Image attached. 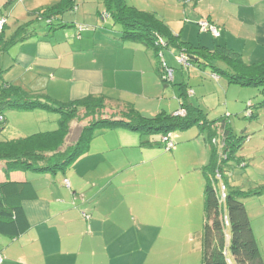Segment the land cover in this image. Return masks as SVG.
Listing matches in <instances>:
<instances>
[{
  "label": "crops",
  "instance_id": "1",
  "mask_svg": "<svg viewBox=\"0 0 264 264\" xmlns=\"http://www.w3.org/2000/svg\"><path fill=\"white\" fill-rule=\"evenodd\" d=\"M60 2L61 0H0V19L6 20L4 30L0 31V78L5 83L46 95L55 103H72L89 96L105 97L111 105L133 106L142 115L150 117L147 116L148 108L152 111L149 103H139L137 96L127 93L136 80L127 78L126 75L130 71L137 72L138 82L142 79L144 83V95L161 90L156 77V60L153 59L151 51L143 44L121 39V26L109 15L105 17L104 0L102 8L97 12L98 18L91 15L83 20L96 24L97 31H81L83 24L74 23L76 20L55 30L47 31L41 25L34 28L35 23L46 21L41 18L40 13ZM132 6L142 12L154 13L165 23L172 35L179 37L180 42L201 45L209 51H214L216 46L227 48L239 54L249 65L264 61V0H136ZM204 20L218 27L220 37L215 38L201 30L198 24ZM61 28L65 31L58 35L55 31ZM67 28L71 29L66 30ZM27 33L32 35L21 40ZM109 44L119 46L117 52L107 56L97 53L98 47ZM162 57L172 80L176 77L171 66L174 64L170 58L166 60L164 55ZM197 62L194 65L203 67ZM191 70L192 68L188 70L190 76ZM242 73L246 71L243 70ZM212 76L211 80L218 83L215 84L218 89L227 92L233 86L215 74ZM188 88L189 93L192 91L190 97L196 95L191 82ZM244 96L239 94L236 102L227 99L226 107L220 111H228L230 116L231 112H240V104L246 99ZM163 97L155 110L158 114L167 106L166 109H175L172 102L164 101L165 93ZM259 97L260 102L264 100V96ZM181 103L182 101L180 108ZM178 110L176 108L172 114ZM253 113L257 121L250 129L254 133H262L258 140L253 141L252 138L247 143L252 147L244 155L247 168H254L245 171L251 192L257 191L256 188L264 189V172H256V162L255 166L251 164L253 157L259 158L264 152L260 151L264 149V111ZM6 119L8 124L10 115L6 114ZM231 123L233 125L234 120ZM250 129L245 130L246 136ZM200 137L202 168L209 163L210 152L201 132L197 141ZM159 141L160 137L144 141L140 134L124 129L99 131L92 140L89 152L61 176L59 173L43 174L31 170L7 172L4 164L0 162V183L30 181L37 191V199L23 202L29 230L15 239L0 233V256L3 258L0 264H152L156 245L162 242V238L166 240L164 232L168 229V233H172L170 228L175 227L170 218L175 222L180 218L175 214L176 208L172 205L174 192H170L168 199L164 197V209H161L163 213L158 212L157 215L156 211L154 220L144 224V234L139 233L140 236L135 237L137 242L134 250L130 242L125 240L129 232L124 231L122 222L118 220V212L103 209L98 203L102 192L123 171L122 165H118L126 160L121 161L118 154L123 151L130 158L140 155L139 158L142 159L138 164H143L150 161L155 152L153 147ZM103 165H107V169L101 172ZM71 170L76 172L73 174ZM65 180L69 181V186ZM93 187H98V191L92 192L95 190ZM255 196L259 197L257 212L264 213V191ZM185 201L187 197L180 204L177 203L176 207L188 205ZM249 202L253 200L245 204L261 252L264 253V221H260L257 226V222L253 220V212L249 209ZM155 210L156 208L153 211ZM166 252L168 257L169 250ZM140 253L143 255L142 262L139 260Z\"/></svg>",
  "mask_w": 264,
  "mask_h": 264
},
{
  "label": "trees",
  "instance_id": "2",
  "mask_svg": "<svg viewBox=\"0 0 264 264\" xmlns=\"http://www.w3.org/2000/svg\"><path fill=\"white\" fill-rule=\"evenodd\" d=\"M104 6L105 17L109 15L121 26L123 41L143 44L151 51L156 60V73L164 86H167L171 77L168 76L170 71L162 59V50L175 45L181 50V55L187 56L188 67L198 61L199 66L212 67V74L226 77L231 84L262 88L264 91V61L249 65L239 54L227 48L216 46L214 51H209L201 45L180 42L179 37L172 35L154 13L142 12L130 5L128 0H104ZM76 8V0H61L60 4L43 11L40 16L52 26L60 15ZM30 35L32 34L23 35L21 40ZM192 50L194 52L186 54ZM214 60L225 62L228 68H221ZM243 70L246 73H242ZM191 94L192 91L189 93L188 86L184 85V101L180 110L173 114L160 112L152 118L142 115L133 106H125L116 109L109 117L98 118L97 115L105 109V97L89 96L72 103L59 104L46 95L5 83L0 78V116L3 118L0 130L7 124L5 112L8 109L21 112L44 110L61 115L59 127L55 131L0 142V162L7 172L31 170L56 174L66 171L89 152L94 134L98 131L124 129L148 138L160 137L159 142L162 144L163 138L168 137L173 148L167 149L164 143L166 150L175 151L177 143L174 133L198 126L210 152L209 163L201 169L205 179L202 264H264V257L243 201L263 191L246 192L239 186L231 185L227 177L230 169L237 165L246 166L243 158H238L236 152L248 136L235 137L231 123L226 118L210 121L202 109L189 101ZM181 111L186 114L178 115ZM249 113L248 117L254 118L253 111ZM81 114H84L83 119H93L81 130L77 140L69 143V137L74 131L71 123L80 118ZM218 133L221 134V146L217 140ZM222 186L226 188L225 200L222 199ZM34 199H37V191L30 181L0 183L1 234L15 239L29 230L23 202Z\"/></svg>",
  "mask_w": 264,
  "mask_h": 264
},
{
  "label": "rangeland",
  "instance_id": "3",
  "mask_svg": "<svg viewBox=\"0 0 264 264\" xmlns=\"http://www.w3.org/2000/svg\"><path fill=\"white\" fill-rule=\"evenodd\" d=\"M102 1L103 0H76V5L79 10L65 12L60 15L59 19L55 20V23L52 26L47 25L48 22L44 21L35 23L34 28H39L41 25L47 31L50 29L55 30L59 28L58 25L68 24L67 22L76 20L73 22L76 24H83V27H80L81 31L84 27L85 31L87 29L88 31H93V29L96 30L95 28L98 27L96 24L83 22V20L84 18H89L91 15L92 17L94 16L98 18L97 12L102 8ZM128 2L130 5H133L136 3V0H128ZM101 24H103V22H101ZM71 26L73 25L71 24ZM70 29L71 28H67L66 30ZM64 31L65 30H62L61 28L55 32H57L58 35H61ZM118 47L119 46L112 44L103 45V47L100 46L97 48V53L99 55L103 54L104 56H107L117 52ZM162 52V56L164 55L166 60L167 58L168 60L169 58L171 59V63L174 64L171 66L176 73V77L174 76L172 80L169 78L170 81L167 83L166 87L161 79L156 76L159 79L161 90L158 89L153 91L151 95H144V83L142 82V79L138 82L139 76L136 74L137 72L130 71L128 72L129 74L127 73L126 75L127 78L129 77L136 80L135 85L130 87V90L126 89L128 90L127 93L129 95L133 93L134 96H137L136 99L139 98V103H149V107L152 108V111L148 108L149 111H147V116L152 118L157 116L158 111L155 110L162 102L164 93L166 94V99L164 101L166 103L172 102L175 109L177 108L178 110L180 108V101H184V98L182 97L183 86H189L191 82V87L194 92H196V95H192V97L189 98V101H192L195 107L202 109L210 121L221 119L224 114L223 118H226L230 123L234 120V124L232 125L231 123V128L235 137L246 136L245 130H247V128L250 129V127L253 126V123L257 121L256 118L250 119L247 116L248 111H264V100L260 102L259 99L260 95L264 96L262 88H244L243 86H234L233 84L229 91L227 90L228 95H226L227 92L218 89L215 86V84L218 85V83L211 80L213 77L211 74V72H213L212 67L203 66L199 68L196 65L189 67L183 66L179 62L181 50L175 45H170L168 48H164ZM192 52H194V50L189 51L186 54L189 55ZM214 62H217L218 66H221V68H228L225 66V62L220 60H214ZM189 68H192L191 76L188 73ZM168 76L171 77V75ZM221 78L226 82L228 81L224 76H221ZM227 83L228 85H232L229 84V82ZM239 94L245 95L244 97L246 98L241 104L239 103L242 112H231L230 114L233 116H230L228 111H220L221 108L226 107L227 99L228 101L234 100L236 102ZM251 103L253 107H250L249 104ZM165 106H167V104H165ZM120 108V106L106 103L105 109L103 112L99 113L97 117H109L115 113L116 109L119 110ZM166 108H168V106ZM166 108H164L165 110L162 112L167 111V114H172V112L175 111V109L173 110V107L171 109ZM33 111L36 112L23 113L17 110H6L5 114L8 116L10 115V121L4 129L0 130V142H6L36 133L51 132L58 129L59 120L61 118L59 113L47 112L44 110ZM83 115L84 114H81L80 118L75 119L71 123V127L74 131H72V134L69 137V143L72 141L75 142L79 133H81V130L93 119H83ZM98 132L94 134V138ZM183 133L186 135H183ZM261 133L262 132L260 131L254 133L253 129H250L248 132V139L241 144V147L238 148L236 152L238 158L246 160V150L252 147V145L249 146L247 143L251 142L252 138H254L253 141L258 140V137H260L259 134ZM199 134L200 129L198 126H194L183 132H175L173 136L177 143V149L175 151H168L166 150L164 143H155L153 147V149H155L154 155L151 156L152 158L150 161L143 164H138L142 159L141 157L139 158L140 155L130 158L126 152L123 153V151H121V153L118 154L121 157L119 159L121 161H126L118 166L122 165L121 168H123V171L118 176L119 178L116 179L113 184H110V187L108 186L107 189H105L106 191L101 194V200L98 204L108 211H114L115 213L118 212V220L122 222L124 231L127 233L129 232L125 240L127 243L130 242V246L134 250L137 242L135 237H137L139 233L144 234V226H146L144 224H148L150 221L154 220L156 211L157 215L158 212L161 214L163 213L161 209H164V197L166 196L168 199L170 192H174L173 199H171L172 205L176 209L173 211L177 216H180V218L179 220H176V222L173 218H170L171 223L174 222L173 225H175V227L170 228L172 233H168V229L164 232L166 240L162 238V242L156 245L152 264H202V232L205 226V179L200 165L202 159L200 154L201 144L199 142L202 141V137L197 141ZM143 139L144 141H147L148 137L143 136ZM217 140L219 146H221L220 133L217 135ZM260 151H264V149H260ZM126 157L130 159H127ZM255 162L258 167L256 172H264V152L259 158L254 159L253 157L251 164L255 166ZM101 169V172L105 171L107 165H103ZM251 169L247 168V166L243 167L238 165L235 168L230 169V172L227 174L230 184L233 186H239L246 192H249L250 181L248 176H246L245 171H251ZM67 172H69V170ZM71 172L74 174L76 170H71ZM59 174L61 176L63 172H59ZM94 189L95 190H92V192L95 193L98 191V187ZM255 190V192L264 191V189L257 188ZM260 194L262 193L260 192ZM186 197L187 201L185 202H188V205L182 204L180 207H176V204H180L181 201L183 202V199ZM257 198L259 197L253 195L251 198H246L243 201L246 203L253 200V202H249L248 204L249 209L253 212V220L257 222L258 226L260 221H264V213L260 214L257 212L259 208ZM155 208L156 210L153 211ZM168 250L169 254L167 257L166 251ZM262 254L264 255V253ZM139 260L140 262L143 261V255H141V253L139 255Z\"/></svg>",
  "mask_w": 264,
  "mask_h": 264
},
{
  "label": "built area",
  "instance_id": "4",
  "mask_svg": "<svg viewBox=\"0 0 264 264\" xmlns=\"http://www.w3.org/2000/svg\"><path fill=\"white\" fill-rule=\"evenodd\" d=\"M5 26H6V20L5 19H0V31H3ZM199 26H200L201 30H203L205 32H210L215 38L220 37V30L216 26L210 24L207 20L201 21L199 23ZM179 61H180L181 64H183V65L188 67L189 64H188V58H187L186 55H181L180 58H179ZM215 78H218V77H215ZM185 114H186L185 111H181V112L178 113V115H180V116H184ZM247 116L250 117L249 111L247 113ZM2 119H3L2 116H0V121H2ZM163 142L166 144L167 149H172L173 148V143H171L168 140V137L163 138ZM218 177L220 178V175H218ZM65 183H66L67 186L70 185L68 180H66ZM221 188H222V191H221L222 192V199L225 200L226 199V193H225L226 188H225V186H222ZM2 261H3V258L0 256V263Z\"/></svg>",
  "mask_w": 264,
  "mask_h": 264
}]
</instances>
